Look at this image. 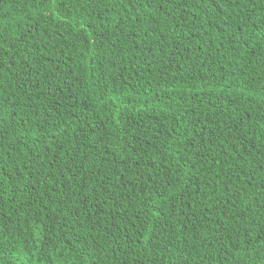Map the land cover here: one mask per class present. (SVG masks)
Here are the masks:
<instances>
[{"label": "trees", "instance_id": "16d2710c", "mask_svg": "<svg viewBox=\"0 0 264 264\" xmlns=\"http://www.w3.org/2000/svg\"><path fill=\"white\" fill-rule=\"evenodd\" d=\"M264 264V0H0V264Z\"/></svg>", "mask_w": 264, "mask_h": 264}, {"label": "rangeland", "instance_id": "374dc122", "mask_svg": "<svg viewBox=\"0 0 264 264\" xmlns=\"http://www.w3.org/2000/svg\"><path fill=\"white\" fill-rule=\"evenodd\" d=\"M21 261L24 263V264H28L26 259H21Z\"/></svg>", "mask_w": 264, "mask_h": 264}]
</instances>
